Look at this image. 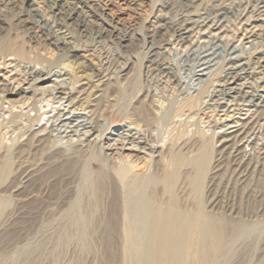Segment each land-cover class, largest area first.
<instances>
[{"label":"rangeland","instance_id":"1","mask_svg":"<svg viewBox=\"0 0 264 264\" xmlns=\"http://www.w3.org/2000/svg\"><path fill=\"white\" fill-rule=\"evenodd\" d=\"M64 1L61 3L66 6L67 3ZM188 1L78 0L77 2L84 6L87 15H90L89 33H87L82 32L74 21H67L66 24L61 25L55 24L53 10L49 8L48 0H0V82L4 84V89L0 93L5 94L7 90L20 88V94L7 95L10 104L8 102L4 106L10 107L13 104L15 111L23 113H28L32 107H35L41 113L45 112L42 123L47 125H51L60 113L69 115V109H75L79 114L78 121L89 122V110H91L92 104L99 94L104 93L101 105L106 106H103V111L98 114L95 133H92L94 131L87 132L89 129H84L71 133L67 137L66 133L55 131V144L70 149V142L72 144L96 143L100 149H98V155L110 157L109 160L116 162V165L126 162L127 167L130 165L140 167L142 162V164L145 161L150 162L148 154L136 153L130 149L131 145H123L115 141L117 136L111 139L106 137L111 130H122L128 125L136 127L131 124L128 117L138 97L147 92L152 94V99L158 106L156 118L159 129L156 132L159 133L163 143L168 137L170 125L163 124L162 117L168 115L176 100L186 95H194L200 89L204 92L212 90L225 81L222 77L225 61L220 57L212 62L211 69L199 71L205 67L204 65L200 66L202 63L200 61L201 52H204L206 48L210 49L218 45V48H221L218 51L223 54L222 50L232 44L234 47L243 48L246 56L253 59L252 61L255 63L258 62V59L254 58L256 52L253 53L254 49L250 48L251 42L245 37L246 29H251L255 24L251 20L258 0H196L192 3L193 12L196 14L195 18H198L197 15L200 13L209 12L220 6L228 8L231 14L224 27L218 28L219 25H217L214 28H208L212 25L210 22L202 29V32L205 31L207 34L200 35L197 33L198 29H195L188 33L190 42L183 43L172 35L171 29L163 30L161 25L165 20L167 22L168 18L175 21L179 10L189 8L185 4ZM17 7L28 11L31 15L30 20L48 21L46 30L38 29L34 39L16 36L18 25H16L13 16ZM106 30L112 33L109 35ZM141 35L152 36L161 41L167 40L162 46V52H164L163 56L166 62L173 66L178 79L180 78L178 85L172 84L165 77L153 78V76H149L148 42L143 41ZM67 45H73L78 49L69 53ZM255 63H253L255 67L248 73L242 74L240 78L236 79V82L247 83L246 85L250 88H245V91L256 88L263 89L261 93H264V57L258 64ZM33 65L43 67L42 69L45 71L52 70V80L33 84L36 77H40L38 72L33 70ZM203 72L209 74L198 75ZM108 82L112 85L108 86ZM128 82L135 89L131 96L127 97L123 96L122 90ZM56 85H59L58 88ZM70 93L72 97H76L73 102L74 106L69 104ZM123 97H127V99ZM203 97V101L200 99L190 113L191 115L187 117L188 124L182 128V132L188 139L193 133L192 130L197 126L208 138L209 144L203 145L200 150L199 147L188 150L187 156L192 161L191 167L189 166L192 170L191 176L196 178V181L192 183L190 178L187 179L188 187L183 197L187 199L186 204H194L197 207L201 217L209 214L220 223V216L226 214L238 218L241 222L238 229L232 231V227H230L220 236L212 230L204 238L202 233L195 232L192 243H189L180 254V264H205L211 254L217 259L216 264H264V111L258 112L256 102L242 97L236 99L230 97L231 101H226V106L223 108L217 107L215 103L217 98H214L213 101L208 97V93ZM212 103L214 104L212 105ZM63 107L66 112L62 109ZM31 113L35 115L36 110ZM243 121H253L242 144L243 150L245 149L244 159L256 167L251 168L252 170L238 167L235 166L237 163L232 157H226L223 159V163L226 162L222 163V170L220 169L216 182L214 181L211 186L209 183L211 168L218 158L217 137L224 130H229L231 126H237ZM2 130L0 129V132L2 131L1 138L5 137L3 142H5L4 145H7L6 149L9 152H6L0 161V186H2L0 191L13 181L12 153L20 139V137L18 138L20 133L17 134L16 131L13 134L11 128V132L8 131L9 128ZM68 146L70 147L68 148ZM95 158V156H88V160L86 159L83 167L86 174L97 171L96 166L93 165ZM196 158L199 162V169L196 167V161L194 165ZM138 167L135 169H139ZM128 168L127 171H130ZM111 170L115 171L114 168ZM66 172L63 171L61 174ZM130 172L133 173L135 170L131 167ZM130 172L126 176L129 177ZM61 174L57 177L58 179L51 181L52 183L39 181V185L43 184L42 189L41 186L39 188L41 190L38 189L40 197L36 198L37 201L34 199L27 209L19 207L15 202V196L9 191L4 195H1L0 192V264H142L143 259H140L143 258L144 253L139 252H144V249H141L143 240L140 236L135 235L140 232L138 227L141 225L134 229L135 233L133 232L134 234L128 237L130 239H126L127 237L116 238L110 242L98 237H87L89 239L85 241L78 238L71 241L47 240L38 233V227H40L38 212L40 209L49 207L45 217L52 218L54 216L58 219L56 221H62L61 219H65L63 210L67 206V200L74 199L77 195V199L87 206L90 202L92 204L94 199L84 178L79 181L74 177L72 171H68L67 175H64L65 177H61ZM67 178L70 180L67 181ZM71 180L75 183L72 184ZM77 182L78 186L74 185ZM124 182H120V186ZM45 187H47L46 190H44ZM68 189L69 191H67ZM120 189L124 190L123 185ZM43 190L47 193L45 194ZM88 195H90V199L86 197ZM145 195L147 194L144 193L142 197H145L146 200L148 196ZM214 195L219 200L213 207L210 200ZM142 199L139 200V203L144 201ZM147 200L139 205V211L144 213V208L150 202ZM63 201L64 203H62ZM54 202V205H50ZM55 205H59V207ZM50 208L51 212H49ZM79 209L78 212L82 213L83 206H80ZM141 212L139 213L141 214ZM8 219H12L10 220L12 226L4 228L2 225ZM36 244L42 247L36 249ZM28 245L33 247L31 253H19L20 249H24ZM131 246L132 248L136 247L135 250ZM214 248L217 249L214 250ZM139 249L143 251H139Z\"/></svg>","mask_w":264,"mask_h":264},{"label":"bare ground","instance_id":"2","mask_svg":"<svg viewBox=\"0 0 264 264\" xmlns=\"http://www.w3.org/2000/svg\"><path fill=\"white\" fill-rule=\"evenodd\" d=\"M62 1L63 0H48L49 8L53 10L52 13L55 17V24L61 25L66 24L67 21H74L77 26L80 27L82 32L89 33L88 28L90 15H87L82 3L77 2L78 0L73 2L65 0L64 3H67L65 6L61 3ZM194 2H196V0H189L188 2H185L189 8L179 10L176 14L175 21H171V19L168 18V21L166 22L165 20V22L161 25L163 30L169 31L171 29L173 32L172 35L183 43L190 42L188 33L194 31L195 29H198L197 33L200 35L207 34L205 31L202 32V29L203 26L208 25L210 22H212V25H210L208 28H214L217 25H219L218 28L224 27V24L227 22L229 15L231 14V11H229L228 8L225 6H220L218 8L211 9L209 12L200 13L197 15L198 18H195L196 14L193 12L194 6L192 4ZM253 14L252 20L251 18L249 19L255 24L253 27H251V29H246L245 37L251 42L250 48L254 49L253 53L256 52L254 58L258 59V62L255 63V61H252L253 59H251L249 56H246L243 52V48L241 49V47L237 46L234 47L232 44L231 46L225 48V50H222L224 52L223 54L218 51V49H221L218 48V45L210 49L206 48L204 52L200 51V61L202 63L199 65H204L205 67L199 71L211 69V66L213 65L212 62L218 60L220 57L223 59V61H225V68L223 69L224 72L222 74V77L225 81L223 84H216L217 87H214L212 90H207L204 92L200 89L194 95H186L183 96V98L176 100V102L174 101L175 103L173 102V107L170 108L171 111L168 113V115L162 117L163 124L165 123L170 125L168 128V137L163 141V143L159 133L156 132L159 129L157 127L158 120L156 118L158 116L156 115L158 106L154 103L152 94L150 92H147L136 99L135 104L132 107V111L129 114L128 118L130 119L131 124H134L136 127H130V125H128V127L123 128L122 130H111L107 134L106 137H109V139L117 136L115 141L118 143L123 145H131L130 149H132V151H135L136 153H146L150 156L151 161H145L144 164H142V162L140 164L141 166L139 165L140 167L137 166L139 168L137 170L135 169L137 168L136 166L130 165L132 169L135 170L133 173L130 172L131 167L128 166L130 167L128 168L125 164L126 162L122 161L123 164L121 163V165H116V162L114 163L113 161L111 162V160H109L110 157L108 158L103 157L105 155H98L99 145L96 143L72 144L70 142L71 147L68 146L70 149H67L62 147V145L57 146L54 142L55 131L66 133L67 137L71 133L80 132L84 129H89L87 132L94 131L92 132L94 134L97 127L98 114L100 111H103V106H106L101 105V101L104 98V93L99 94L95 99V102L92 104V108L89 110V122L85 120L78 121L77 116L79 114L75 111V109H69V115L66 116L67 113L58 114V116L55 118L56 120L54 119L55 121H53L51 125L42 123V119L45 117L43 116L45 112L41 113L40 110L36 109L35 107H32L28 113H23L15 111V105L13 104V106L11 105L10 107L4 106L5 103L9 102L7 95L11 96L20 94V88L7 90V93L5 94L0 93V129L2 130L9 128L8 131H13V134L16 131L17 134L20 133L19 136L17 135L18 138L20 137L19 143L16 147H14V151L12 150V176H14L13 181L8 187L1 189V195H4L9 191L10 194H13L16 197H14L16 204L19 207L27 209L29 204L31 202L33 203L34 199L37 201L36 198L38 196L40 197V195H38V189L41 186L39 185V181L50 183L51 181L58 179L57 177L60 176L61 172L72 171L74 177L79 181H82L83 178L86 180L91 195L94 197L92 204L90 202L87 204V206H84V203H82L80 199H77V195L76 198L74 197V199L72 198L69 201L67 200V206L64 204L66 207L63 210L65 213V217L63 218L65 219H61L62 221H56L58 219L53 215L52 218H46L47 216L45 217L49 207L40 209L38 212V220L40 222L38 233L47 240L63 239L64 241H71L74 238H78L85 241L89 239L87 237H98L101 240L110 242L116 238L124 239V237H127L126 239H130L128 237H131L135 233L134 229L141 225L138 227L140 232L135 235L140 236L143 240V247L141 246V249L143 248L144 252H139L141 254L144 253L143 258L139 257L141 258L140 260L143 259L142 264H180V254L189 243H192L195 232L202 233V237L204 238L209 234L210 230L214 231L220 236L230 227H232V231L238 229L240 227L241 221L236 217L224 214L220 216L221 222L218 223L215 218L209 214H205L201 217L197 207L194 204H186L187 199L183 196L188 187L187 179L190 178V182L192 183L196 181V178L194 179L193 176H191L192 170H190L189 166L191 167L192 161H190L189 157L187 156L188 150L194 147H199L200 150L203 145H208L209 143L208 138L205 137L203 131H201L197 126L192 130L193 133H191L192 135L188 139L185 134L183 135L182 128L188 124L187 117L191 115L190 113H192L193 108L197 106V103L200 99L203 101V96L207 93L208 97L212 98V100L217 98L215 99L217 107H225L226 101H231L230 97L232 99L242 97L245 99H250L251 102H256V110L258 112L264 111V104H262L264 103V93H261L263 89L259 90L254 88L251 91H245V88H250L248 85H246L247 83L239 84L236 82V79L240 78L242 74L248 73L250 69L255 67L253 63L258 64L262 57H264V0L257 1V5L255 6V11ZM13 17L16 25H18V29L15 32L16 36L34 39L38 29L40 31L43 29L44 31L47 28L46 24H48V21H41L40 19L30 20L29 18H31V15L28 13V11L22 10L20 7H17ZM259 22L260 24H258ZM250 25L252 26V23ZM106 31L109 33V35L112 33L109 30ZM209 32L211 33V31ZM141 38L143 41L148 42V61L151 66V68L150 66H147L149 67V76H153V78L158 76L165 77L172 84L178 85L180 78L178 79L173 66L166 62V59L163 56L164 52H162V46L167 40L165 39L161 41L159 39L153 38L152 36L144 35H141ZM122 42L125 41L122 40ZM67 49L69 53H73L77 51L78 48L73 45H67ZM42 68L43 67H39L38 65H33V70L38 72L40 76L36 77L37 79L33 84L46 83L52 80V70L45 71ZM208 74L209 73L203 72L202 74L198 75ZM110 85L112 84L108 82V86ZM58 86L56 85L57 88ZM3 89L4 84L0 82V91ZM133 89L135 88H132L128 82L127 86L123 90H120H122L123 96L128 97L133 93ZM66 93L68 94V92ZM69 95V104L74 106L73 102L76 97H72L71 93ZM127 97L123 98L127 99ZM213 104L214 103H212V105ZM62 109L64 112H66L64 107ZM34 110H36L35 115L31 113V111ZM6 115L9 116L7 117ZM252 122L253 121H243L241 124L237 126H231L229 130H224L222 134L218 135V158L212 165L209 177V183L211 186L217 179V175L222 168L221 165L223 163V159L226 157H232L235 163H237L235 166L245 167V169L256 167L244 159L243 153L245 149L243 150L242 144L245 134L249 132L252 126ZM1 132L0 161L2 157L6 155V152H9L6 149L7 145H4L5 142H3L5 137L3 139L1 138ZM88 156L96 157L94 159L93 165L96 166L97 171L90 174H86L83 168L85 161L88 160ZM195 161L197 164L196 167L199 169L198 159L196 158L194 160V165ZM132 165L134 164L132 163ZM112 167L115 170L114 172L111 170L113 169ZM127 168L130 171H127ZM67 172L65 173L66 175ZM129 172L131 174L128 177L126 174ZM62 174L61 177L65 175ZM68 180L70 179L67 178V181ZM73 182L74 181H72V184ZM120 182H124V184L121 183V186L123 185V191L120 189ZM35 183L36 185H34ZM54 185L52 186L54 187ZM74 185L78 186V182ZM1 187L2 186H0V188ZM46 189L47 187H45L44 190ZM67 191H69V189ZM144 193L147 194L145 196H148L146 200L149 198L147 201L149 202L150 200V202L148 203L149 205L145 207L146 209L143 207V213L138 209L140 207L139 205H142L143 202H146L144 199L145 197H142ZM71 196L69 197L71 198ZM81 196L83 195L81 194ZM89 196L90 195L86 197L89 198ZM215 196L216 195H214V197H212L210 200V204L213 207L217 205L219 200H217ZM142 198L144 201H142V203L140 202V204L139 200L141 201ZM121 200L123 201V204ZM64 201L62 203H64ZM54 204L55 202L50 205ZM80 206H83L82 213L78 212L80 210ZM53 207L54 206L51 208ZM57 207H59V205ZM51 208L49 212L52 211ZM56 209L55 211H58ZM139 212H141V214ZM10 220L8 219V221H6L2 226L4 228H7V226L8 228L11 227L12 221ZM25 247L26 248L24 249H20L19 253H31L33 247H29V245ZM40 247L42 246L37 245L36 249ZM84 248L87 249L86 247ZM133 248L132 249L135 250L136 247L133 246ZM141 249H139V251ZM215 249L217 248H214V250ZM208 257L210 258H208L205 264H216L215 262H217V259L213 256V254Z\"/></svg>","mask_w":264,"mask_h":264}]
</instances>
